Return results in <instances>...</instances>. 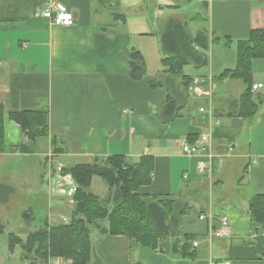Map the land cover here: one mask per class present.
<instances>
[{"label":"crops","instance_id":"0c3cea01","mask_svg":"<svg viewBox=\"0 0 264 264\" xmlns=\"http://www.w3.org/2000/svg\"><path fill=\"white\" fill-rule=\"evenodd\" d=\"M51 2L63 3L74 13L75 23L59 25L42 16L40 11ZM170 18L186 21L192 34L208 30L211 37H220L216 44L239 42L253 29L264 28V0H0V102L5 108L0 264H7L13 254L8 237L13 226L6 228L2 222L12 201H29L24 213L28 223L35 212L48 210L44 224L34 230L19 224L21 238L45 225L64 223L71 218L75 200L68 191L76 181L59 166L110 155L133 161L153 156L152 181L139 192L188 204L183 229L192 235L191 249L183 255L171 248V240L152 249L95 227L89 264H264V230L247 214L250 199L264 193V111L257 108L250 119L229 114L240 97L233 95L234 79L215 77L235 68L238 57L225 53L230 42L216 54L213 43L210 74L192 77L188 104L175 120L162 122L156 113L168 90L150 83L167 68L160 34ZM132 49L144 56L141 79L131 75ZM198 78L202 81L194 83ZM253 78V83H263L259 93L264 82ZM39 108L48 109L50 135L29 142L10 112ZM205 108L214 119L212 176L198 172L199 163L209 162L206 152L188 155L182 150V140L195 143L208 131ZM23 143L29 152L14 150ZM91 190L104 198L109 186L94 175ZM196 208L198 222L192 218ZM201 214L212 217L215 227L226 216L231 235L208 239L210 221L200 219ZM196 240L199 245L194 247ZM46 264L73 261L51 257Z\"/></svg>","mask_w":264,"mask_h":264},{"label":"trees","instance_id":"16d2710c","mask_svg":"<svg viewBox=\"0 0 264 264\" xmlns=\"http://www.w3.org/2000/svg\"><path fill=\"white\" fill-rule=\"evenodd\" d=\"M160 39L163 63L167 68L150 84L164 86L168 90V99L156 114L162 122L169 123L180 115L189 100L193 78L183 72V66L187 63L197 67L208 64L210 45L220 37H211L208 30L192 34L186 21L170 18L161 31ZM256 58L264 59V28L253 29L249 38L239 40L236 68L227 69L215 77L240 79L245 83V90L234 103L236 111L229 114L250 119L257 113V103L252 99V65ZM130 64L133 78L145 76V60L140 50H131ZM4 112V105L0 102V153L5 149ZM10 116L20 124L29 142L50 135L47 108L12 111ZM53 143L57 145L56 138H53ZM14 150L29 152L30 147L23 143ZM153 171L151 155H144L137 161L124 155H110L98 157L92 163L63 168L62 173L71 174L77 187L70 222L45 225L30 232L26 239L9 232L10 250L14 251L20 244L22 256L31 264L41 261L46 264L51 257H65L73 264H89L91 231L98 227L105 233L127 235L152 249L158 248L161 241L170 239L176 250L189 255L192 235L184 233L183 229V217L189 213L188 204L181 199L139 192L142 185L152 181ZM94 175L102 177L109 186V193L104 198L91 190ZM247 214L264 230V193L255 194L250 199Z\"/></svg>","mask_w":264,"mask_h":264},{"label":"rangeland","instance_id":"374dc122","mask_svg":"<svg viewBox=\"0 0 264 264\" xmlns=\"http://www.w3.org/2000/svg\"><path fill=\"white\" fill-rule=\"evenodd\" d=\"M228 41L225 43L221 42L220 44H216L215 43V54L218 53L217 51H221V47H225V44L228 45ZM230 46L227 48V50L225 51V53L228 55H236L238 57V41H232L229 43ZM208 55H209V63L201 66V67H197L192 63H187L183 66V72L185 74H187L190 77H194L197 76L198 74H202V75H206V74H210V66H212L211 64V59H212V44L210 45V48L208 50ZM216 60H217V55L215 56ZM238 60V59H237ZM238 63V62H237ZM237 63L235 64V68L237 66ZM234 69V68H232ZM252 71H253V77H255L256 80H262L264 82V59L263 58H256L253 61V65H252ZM215 75H217L218 73H214ZM253 82H254V78H253ZM234 90H233V95L235 96H241V94L243 93V91L245 90V83L240 80V79H234ZM260 93V94H259ZM253 92V101L257 103V108H259V112H263L264 111V89L260 90V92ZM13 205L9 207L10 209V214L9 215H5L2 219L3 224L5 225L6 228H11L14 231V233L18 234V235H23L24 231H21L22 229H20L19 224L22 223L23 227L27 230H34L36 227L42 226L44 224V221L47 219L48 216V210L46 208H44L43 211L40 210V212H38V214L35 212L34 213V219L32 221H30L29 223L24 219V213L25 212H29V208L28 206H30V203L28 200H24L21 203H19V201L16 203V200L12 201ZM20 204V205H19ZM195 212V216L192 217L193 219H195V221L198 222V209H194ZM31 224V225H29ZM186 225V224H185ZM186 227L189 229V224L188 226L186 225ZM24 239V238H23ZM168 241H170V239H167ZM189 242H191V239H189ZM174 248L175 246L172 245L171 248ZM7 264H31L30 260L24 258L22 256V247L20 244H17L15 246V249L13 251L12 254V258H10V261L7 262Z\"/></svg>","mask_w":264,"mask_h":264},{"label":"built area","instance_id":"2783aa9c","mask_svg":"<svg viewBox=\"0 0 264 264\" xmlns=\"http://www.w3.org/2000/svg\"><path fill=\"white\" fill-rule=\"evenodd\" d=\"M40 14L42 16L48 17L52 19V21L55 24L59 25H73L75 23V15L72 11H70L63 3L61 2H51L48 3L41 11ZM201 79H195L194 83L201 82ZM263 87V83L258 82L254 83L252 86V92H257L258 89ZM202 112L205 115V119L207 122V132L202 133L199 139L195 143H188L185 140H182V150L184 153L188 155H195L200 152H206L209 157V162L207 164L201 162L198 164V172L202 175L204 174H210L212 176L213 174V158L214 154L212 151L213 147V113L211 110L205 108L202 109ZM230 149H232V145L230 146ZM59 169L62 171V166H59ZM76 185L70 188L68 191V195L73 196L76 192ZM200 219H208L210 221V226L208 230V239H212L213 237H217L220 239L226 238L231 235V226L228 222V218L226 216H223L220 221V226L215 227L212 224V217H208L206 214H201ZM70 219L65 218L64 223H69ZM199 245V241H193V246L197 247ZM210 264H217L214 261H211Z\"/></svg>","mask_w":264,"mask_h":264}]
</instances>
